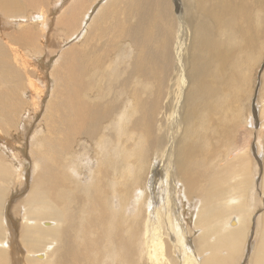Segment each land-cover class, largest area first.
<instances>
[{
  "label": "bare ground",
  "instance_id": "bare-ground-1",
  "mask_svg": "<svg viewBox=\"0 0 264 264\" xmlns=\"http://www.w3.org/2000/svg\"><path fill=\"white\" fill-rule=\"evenodd\" d=\"M14 1L5 23L21 29L0 28V264H264L237 139L264 0H56L55 27L76 35L47 75L16 221L6 203L25 161L11 140L41 108L50 83L34 62L54 50L20 13L45 29L52 0Z\"/></svg>",
  "mask_w": 264,
  "mask_h": 264
},
{
  "label": "rangeland",
  "instance_id": "rangeland-1",
  "mask_svg": "<svg viewBox=\"0 0 264 264\" xmlns=\"http://www.w3.org/2000/svg\"><path fill=\"white\" fill-rule=\"evenodd\" d=\"M1 1L2 0H0V2ZM55 1L56 0H52V3H51L52 5L48 4L45 7V10L49 14L48 19L50 20V22L48 24L49 26H47L45 29L42 28V24H41L42 18L39 16L40 13H34L33 14L32 13L33 11L29 10V8H27L24 12H20V13H24L23 16H26L28 21L34 20L36 23L39 24V25H35L34 23H30V22L26 23V24H29L28 25L29 27L30 26L35 27L37 32L43 34V37L48 38L47 43H46V45L48 44V46H46L45 49L43 47V50L45 53L47 52V54H48V52H50L48 50H54V54L52 53L50 55L51 59H49V60H46V58H42V60L40 62L39 61L34 62V59H32V61L34 63H36V65H38V66L40 65L41 70H43V68H45L47 70V73L45 76H46L48 82L50 83V88H46L48 90L41 100V106H40L41 108H39L36 113H33L31 109H28V112L30 113L29 115L33 116L32 122H34V123H32V122L28 123V127H26L27 129L23 128V130H25V131L27 130V132L25 134L18 135L17 132L14 131V133H16V134L14 136V139H12L11 141L16 140L21 145L23 144L24 147L16 148L15 146L12 147L11 145H9V147L11 146L10 149H13V152L15 151L17 153H20L22 155L21 158H23V161H25V162H23V164L21 163L22 168L24 169L23 178L22 179L18 178L16 181L12 180V182L14 181V183L11 182L12 187L9 190V197H8V199H7L8 201L6 203V204H8L7 210H8V214H10V219H12L14 221H16L15 218H18V217L20 218L19 210L21 208V205L19 206V204L23 202V200H24L23 197L24 198L26 197V195L28 194V191L31 190V187H30V186H32L31 184L33 183V180H32L33 174H34V173H32L33 172V161L30 160L28 157H29V150L31 149V144H32L31 142H34V140L36 138V134L37 135L39 134V133H37V131L40 128V125L38 126V124H39V122L43 116V113H44L43 105L45 104V102L49 98L50 90L53 88V81L47 75L53 66L55 58L58 56V54H60V51H61L60 48H62L63 46H68L71 43L70 42L71 39L74 38L73 36L76 35V34H73L71 36L67 35L68 36V38H67L66 35H63V30H64L63 28H56L55 27V21L57 19V16L55 17V15H57V14L60 15V13H59L60 6H57ZM16 3H17L16 1L12 0V3L10 5L11 7H8L9 12H4L0 8V28L4 32V36L10 34L9 31H11L12 29L16 30V31L21 29L20 27H17L16 29H14V27H8V25L5 23L7 20V16H16L17 15V14H15L16 12H13V10H15V7L13 5ZM49 6H50L51 13H49ZM55 9H57V10L55 11ZM257 10H258V8L255 10V13L253 14L254 15L253 19H254V21L258 22V17L261 16V17H259L261 20L259 28L261 30H263V32H264V6L261 10H258V11ZM54 11H55V13H54ZM257 13H258V15L260 14L258 17H257ZM257 25L258 24H256V26ZM84 33L82 35H84ZM46 49H47V51H45ZM254 52L255 51H253V58H252L253 62L250 60V65L252 63H253V65H251L252 67L249 65L250 68L248 67V69H250L249 76L250 75L251 76L249 77V81H247L248 77L246 80L248 82V83H246V89L248 88V85H249V88L247 90L246 100L245 99L243 100L244 103L242 102V105L240 104L238 109L242 115L244 112L245 117L250 116V119H251V116H252L253 120H255V121L253 122L254 124L251 126V124L249 123L250 119L248 118V122H246V121L244 122L243 121V120H245V117H244L242 119V121H243V125H244V123H246L244 125L245 127L244 126L241 127V129L239 130L240 132L238 131V134H237V139L239 138V143H238L239 149H242V150L244 149V150H246V152H248V156L253 161L254 166H255V172H254L255 177L253 180L254 186H253L252 191L249 193V201L253 205V209H255V207L257 205L258 206H257V208H256V210H255V212L251 218V220H252V222H251L252 226H251V231H250L251 233L248 236L249 237L248 238V244L249 245H250V243L252 245V243H253L252 241L255 240L254 237L256 235H254V233H255L254 229H256L255 228L256 227V225H255L256 224V218L260 215V213L264 212V187H263V184H261V174L263 173V169H264V127H262V126H264V122L262 125V121H261L262 116L260 113L261 106L264 103V90H261L264 88V34L260 40V48H258L255 53ZM247 71L248 70L246 69L245 73H248ZM250 72H251V74H250ZM46 78L44 80H46ZM41 85L42 84L40 83L39 86H41ZM258 91H259V93H258ZM260 93H262V94H260ZM260 95L263 96V97H261V99H260ZM42 102H43V104H42ZM259 107H260V109H259ZM257 118H258V122H257ZM246 125L248 126V128H246ZM244 129H246V131L244 133L245 135L243 134ZM23 130H22V132H23ZM46 133L48 134V132H45L44 135ZM0 142H1L0 143V145H1L3 141L0 140ZM35 147H36V145H35ZM41 148H42V146H41ZM21 150L23 152H21ZM13 156H15V155H13ZM16 161H14L15 162L14 165L16 167H18L19 162L21 160H18L17 163H16ZM31 161H32V163H31ZM257 170H258V173H257ZM162 175H163V171H161V173L158 175V177H157L158 180L161 178ZM23 181L26 184L25 186H24ZM29 181H31V182H29ZM27 186L29 188V189H27L28 191L26 190ZM23 189L26 191H24ZM247 253H248V251H247ZM246 256H247V254L245 255V259L242 260V262H240V264H245Z\"/></svg>",
  "mask_w": 264,
  "mask_h": 264
}]
</instances>
